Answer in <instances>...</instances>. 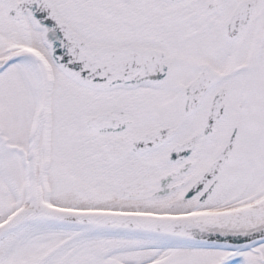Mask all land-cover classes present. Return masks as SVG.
<instances>
[{"label": "snow or ice", "instance_id": "1", "mask_svg": "<svg viewBox=\"0 0 264 264\" xmlns=\"http://www.w3.org/2000/svg\"><path fill=\"white\" fill-rule=\"evenodd\" d=\"M0 264H264V0H0Z\"/></svg>", "mask_w": 264, "mask_h": 264}]
</instances>
